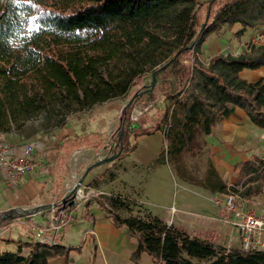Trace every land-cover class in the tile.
<instances>
[{"label": "trees", "instance_id": "trees-1", "mask_svg": "<svg viewBox=\"0 0 264 264\" xmlns=\"http://www.w3.org/2000/svg\"><path fill=\"white\" fill-rule=\"evenodd\" d=\"M203 6L201 0H0V133L41 114L65 115L118 100L154 72L160 73L164 111L152 128L126 117L119 138L124 152L136 148L132 135L160 130L168 155L178 160L237 108L264 129V75L254 81L242 75L264 66V46L218 53L208 62L201 58L207 38L224 27L238 24L237 35L250 33V41L263 33L264 0H210L206 23ZM153 92L146 100L154 99ZM66 140L85 144L77 137ZM235 170L237 180L228 184L210 159L205 177L194 181L212 192L245 196L249 185L264 183V158L237 162ZM115 178L111 172L109 181ZM99 202L117 227L136 238V264L144 252L162 264H264V250L228 248L190 235L146 208L134 213L140 203L121 192ZM1 240L18 243V250L0 247V264H50L59 256L70 262L72 247L59 242Z\"/></svg>", "mask_w": 264, "mask_h": 264}, {"label": "rangeland", "instance_id": "rangeland-1", "mask_svg": "<svg viewBox=\"0 0 264 264\" xmlns=\"http://www.w3.org/2000/svg\"><path fill=\"white\" fill-rule=\"evenodd\" d=\"M201 1L204 3L201 15L203 21H205L204 17L208 15L207 6L210 0ZM239 27L238 24L232 28L224 27L220 32L213 33L207 38L203 46L202 54L205 62H208L211 56L218 53L228 54L231 51L233 54L243 51L250 41V33L244 34L243 37L238 36L236 31ZM184 59L188 61L186 56ZM246 71L251 72V70ZM259 74L262 76L264 75V68L260 70ZM151 77L152 76L147 77L142 84L135 85L127 96L118 100L96 105L91 109L67 113L65 115H54L53 113H51V115L41 114L33 119H29L21 126H13L8 132L3 133L5 139L10 143H17L25 140L40 139L43 141L49 138L55 140L68 136H76L81 139L80 142H85V144H81L80 146L69 145L66 152V160L62 161L64 167H59L60 169L58 170L56 167L57 161L54 162L56 176L54 180L58 188V196L54 201H57L63 195L64 191L68 192L73 188V185L79 181L80 176L84 174L86 166L91 161L103 158L109 148L112 149L113 154L115 151L118 152L119 149H121L119 148V138L124 131V124L128 121L126 118L128 115L131 118V114L134 111L144 110V113L136 120L140 122L142 127L152 128L158 123L164 111L162 92L159 89L161 84L160 76V80L152 88L151 92H143L135 96L137 93L145 91L148 88L147 85L150 84L149 79ZM153 90L155 91L153 92ZM152 92L155 95L154 99L149 101L146 100V96ZM135 98H137V100L130 109L129 104L132 103ZM107 129H109V131ZM207 140L206 135L202 134L198 136L196 147L191 151L184 152V154L176 160L168 155L167 141L163 131L159 130L153 134H144L138 137L132 135L130 137V143H136V148L127 152L123 150L121 157L95 166L87 177H85L82 187L84 190L95 188V186H90L89 183L94 177L98 178L99 182L95 189L103 192V194H100L99 198L111 193L121 192L129 197L137 199L138 202L141 203L134 207V213H144V207L154 213H158L162 208V204L173 203L174 196L177 195V193L184 192L187 188L193 190L202 187L201 184L195 181L197 180L200 182L207 172L208 163L210 161V146ZM91 146H93L94 149ZM95 148L99 149L96 150ZM162 151L163 154L159 161L155 160L149 165L141 164L142 162H148L152 157H156V155L159 156ZM111 172H114L117 178L113 184H110L109 181V174ZM61 187H68V189H60ZM249 187H251L249 195L245 196L240 194V192L234 194L239 198H248L252 207H261L262 205L259 204L260 199L258 195L259 192L264 194V183L251 184ZM240 190L242 191L243 188L240 187ZM3 193V190L0 188V207L6 204ZM72 199L74 201L71 205L73 208L76 204L75 201L78 200ZM78 202L82 204L77 209V223L71 224V222L68 221L69 219H65L63 216L62 218L65 219L64 221L67 220L68 222L60 228L57 239L59 243L67 247H72L69 264H136L131 259L132 252L129 251L131 243H137L136 238L129 234L125 227H119L121 233H119L116 238L119 240L118 245L122 244V246L120 245V248H117L118 245L116 247L113 246V240L115 239L106 237V239L102 241L103 243L99 244L92 236H86V234H88V232H86L88 228L87 222L89 221L91 223V220L87 219L83 214L86 215L87 211L85 208L89 207L88 205L90 202H86L85 200H79ZM100 208L101 207H99V209ZM102 211L108 215V211L105 207ZM56 214L60 216L64 215L61 209L57 210ZM122 214L125 216L128 215L125 211H122ZM23 220L26 221V218H23ZM26 222L27 223L23 225L19 223L12 226L10 231L5 233L4 236H0V240L6 238L13 229L15 234L20 232L21 228H17L20 226L24 228L28 227L29 229L26 233L25 231L21 232L23 234V240H37L35 234L27 225L28 221ZM105 222L112 223L110 220H106ZM68 224L71 225L66 226ZM231 227L232 231H234V235L230 232V235L227 236L225 240V244H222L228 248L240 246L241 243L235 229H233V226ZM101 230L103 231V229ZM122 233H127L129 236H123ZM29 234L32 236H30L31 239L28 238ZM1 247L3 249L17 251L18 243L3 242ZM26 251L27 250H25L24 253H26ZM147 257L148 260H140L138 264H162L154 262L150 255ZM64 259L63 264H65Z\"/></svg>", "mask_w": 264, "mask_h": 264}, {"label": "crops", "instance_id": "crops-1", "mask_svg": "<svg viewBox=\"0 0 264 264\" xmlns=\"http://www.w3.org/2000/svg\"><path fill=\"white\" fill-rule=\"evenodd\" d=\"M251 37L252 36H249V39ZM243 45L242 43V46ZM230 53L232 52L230 51ZM233 54L238 53L235 52ZM201 58L205 61L203 56ZM262 68H264V66L258 69H246L251 70V72L244 70L242 75L248 80H257L262 76L259 74ZM107 130L109 131V129ZM2 135L4 136V134ZM206 136L210 146V159L220 176L228 184H232L237 180L238 171L235 170V164L237 162L246 161L248 159L258 160L264 158V129L257 127L248 114L241 108H237L229 118L214 127L211 134ZM69 138L74 139L76 136H68L55 140L52 138L43 140L45 148L38 150L36 153V158L40 162L39 170L25 174L16 185H7L4 181L3 171L0 170V188L4 192L3 195L6 203L4 206L0 207V210H8L16 207L36 208L43 205L46 206L57 198L58 188L49 170L48 160L53 164L57 161L56 167L58 170L60 169L59 167H64L62 161L66 160V152L70 145V142L66 139ZM95 149L97 150L99 148ZM112 154V149L109 148L106 155L103 157ZM156 157H152L148 162H142L141 164H152ZM96 160L97 159L91 161L86 168ZM116 180L117 178L111 180L110 184H113ZM60 189H68V187H61ZM66 192H63L60 199L64 197ZM218 198L224 199L225 193L212 192L204 187L193 190L187 188L184 192L177 193V195L174 196L173 203L162 204L160 212H151L158 215L165 222L175 225L181 231L208 239L218 244H225V240L227 236L230 235V232L234 235V231H232L231 227L233 226L240 241V234L236 227L230 222L232 218L231 213L226 209L225 205L216 203ZM258 198L260 199L259 204L262 205L261 207H252V204L249 203V199L246 198L247 206L257 210L264 208V194L259 192ZM75 202L76 204L73 208H71V205L67 204L63 215L65 219H69L68 221L71 222V224L77 223V209L82 204L78 201ZM85 209L87 213L86 215L83 214V216L91 220V223L89 221L87 222L88 228L86 232H88V234H86V236H92L99 244L103 243L102 241H104L106 237L115 239L113 240V246L116 247L119 241L116 236L121 233L119 227H117L109 216L102 211L103 209H99V207H86ZM46 216L47 214L45 212H38L36 215H26L23 218H26L28 223L41 224L46 220ZM106 220H110L112 223H107L105 222ZM17 228H21V231L15 234L13 229L7 237L9 239L28 241L22 239L23 234L21 233L22 231L26 233L27 230H29L28 227L24 228L20 226ZM101 229H103V231ZM122 235L126 237L129 236L127 233H122ZM30 236L29 234L28 238H30ZM3 242V240H0V247ZM120 245L122 246V244H119L117 248H120ZM136 245L137 243L132 242L129 251L132 252L136 248ZM25 250H27L26 253H28L29 248L25 247L23 252ZM146 254L148 253L144 252L142 254L141 261L144 259L148 260L147 256L149 255ZM63 259L64 257L62 256L55 257L50 260V264H63Z\"/></svg>", "mask_w": 264, "mask_h": 264}, {"label": "built area", "instance_id": "built-area-1", "mask_svg": "<svg viewBox=\"0 0 264 264\" xmlns=\"http://www.w3.org/2000/svg\"><path fill=\"white\" fill-rule=\"evenodd\" d=\"M253 46H264V32L254 36L248 43L247 49L250 50ZM159 74L157 82L160 80ZM149 86L150 84L147 85V87ZM143 113L144 110L134 111L131 114V120H138ZM43 148H45V143L40 139L10 143L0 133V170L3 171L6 184L10 186L16 185L25 174L39 170L40 162L36 158V153ZM122 151L119 149L113 155L120 154ZM48 166L55 179L54 164L50 160H48ZM79 189L83 190L82 195H78ZM79 189L72 195L75 200L90 202L88 205L90 208L101 207L103 209L107 207V205L102 206L99 202L100 194H103L102 191L95 188L84 190L82 186ZM216 203L225 205L226 209L231 213L230 222L240 234V246L244 251L264 250V208L260 210L251 208L247 206L246 198H239L233 193L225 194L224 199L218 198ZM66 206L67 204H64L62 198L52 201L49 205L36 208L16 207L0 210V236H4L15 224H26L27 222L23 220L26 215H36L38 212H45L47 216L43 223H28L27 225L35 234L37 240L56 244L59 242L57 239L60 228L68 222L64 221L63 215L60 216L56 213L59 209L64 213Z\"/></svg>", "mask_w": 264, "mask_h": 264}, {"label": "water", "instance_id": "water-1", "mask_svg": "<svg viewBox=\"0 0 264 264\" xmlns=\"http://www.w3.org/2000/svg\"><path fill=\"white\" fill-rule=\"evenodd\" d=\"M208 16H209V12H208V15L206 17V20L208 19ZM206 23V21H205ZM204 23V24H205ZM158 73L159 72H154L152 74V80H151V83H150V86L145 90V91H141L139 93H137L135 96H138L139 94H142L143 92H151L152 91V88L155 86L156 82H157V79H158ZM121 136V135H120ZM121 150H124L123 149V146H121ZM123 151L120 153V154H117V155H109V156H106V157H103V158H100V159H97L96 161L92 162L87 168H86V171L84 172V174L81 176V178L79 179V181L77 182V184L72 188L70 189L68 192H66V194L64 195L63 197V202L64 204H69V205H72L74 203L73 199H72V195L73 193L79 189L83 182H84V179L85 177L89 174V172L95 167V166H98L102 163H105V162H110V161H113L114 159L120 157L122 155Z\"/></svg>", "mask_w": 264, "mask_h": 264}, {"label": "bare ground", "instance_id": "bare-ground-1", "mask_svg": "<svg viewBox=\"0 0 264 264\" xmlns=\"http://www.w3.org/2000/svg\"><path fill=\"white\" fill-rule=\"evenodd\" d=\"M83 194V190L82 189H79L78 190V195H82Z\"/></svg>", "mask_w": 264, "mask_h": 264}]
</instances>
